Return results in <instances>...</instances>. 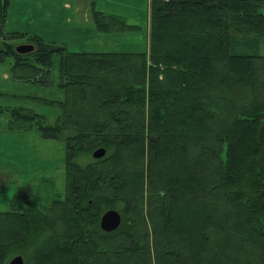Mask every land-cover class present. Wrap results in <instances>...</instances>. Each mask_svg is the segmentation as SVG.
Masks as SVG:
<instances>
[{"label":"trees","instance_id":"trees-1","mask_svg":"<svg viewBox=\"0 0 264 264\" xmlns=\"http://www.w3.org/2000/svg\"><path fill=\"white\" fill-rule=\"evenodd\" d=\"M9 6L0 63L43 83L57 54L67 93L56 126L17 110L13 127L66 144L68 178L51 207L25 187L0 211V264L21 251L27 264H264V56L231 52L233 37L264 39V0H152L149 51L103 53L9 32ZM111 209L121 227L93 230Z\"/></svg>","mask_w":264,"mask_h":264},{"label":"rangeland","instance_id":"rangeland-1","mask_svg":"<svg viewBox=\"0 0 264 264\" xmlns=\"http://www.w3.org/2000/svg\"><path fill=\"white\" fill-rule=\"evenodd\" d=\"M13 66L11 57L0 63V211H9L15 195L25 187L33 190L34 199L41 207H51L67 195V145L43 138L36 123L20 129L13 127L16 118L13 112L23 110L24 114H36L45 125L56 126L63 116L59 103L67 94L61 86L60 56H54L51 73L43 83L16 79ZM262 137L264 140V123ZM101 218L93 230L100 227ZM17 256L28 263L26 252L21 251L13 254L7 264Z\"/></svg>","mask_w":264,"mask_h":264},{"label":"crops","instance_id":"crops-1","mask_svg":"<svg viewBox=\"0 0 264 264\" xmlns=\"http://www.w3.org/2000/svg\"><path fill=\"white\" fill-rule=\"evenodd\" d=\"M151 3L152 0H10L6 29L39 36L71 52H144L149 51ZM96 12L136 27L124 32L101 31L94 19ZM245 40L233 37L231 52L264 56V41Z\"/></svg>","mask_w":264,"mask_h":264},{"label":"water","instance_id":"water-1","mask_svg":"<svg viewBox=\"0 0 264 264\" xmlns=\"http://www.w3.org/2000/svg\"><path fill=\"white\" fill-rule=\"evenodd\" d=\"M16 50L20 54H27L34 51L35 46H33L32 44H22L19 45ZM106 153L107 150L105 148H99L93 153V157L95 159H101L106 155ZM122 221V214L117 210L111 209L103 214L100 226L104 232L112 233L117 231L121 227ZM10 264H25V261L22 256H17L10 262Z\"/></svg>","mask_w":264,"mask_h":264},{"label":"bare ground","instance_id":"bare-ground-1","mask_svg":"<svg viewBox=\"0 0 264 264\" xmlns=\"http://www.w3.org/2000/svg\"><path fill=\"white\" fill-rule=\"evenodd\" d=\"M123 216V215H122Z\"/></svg>","mask_w":264,"mask_h":264}]
</instances>
